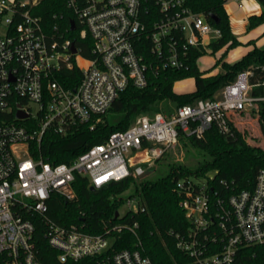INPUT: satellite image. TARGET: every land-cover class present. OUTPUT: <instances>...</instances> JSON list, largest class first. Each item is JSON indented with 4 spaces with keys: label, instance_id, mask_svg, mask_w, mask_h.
<instances>
[{
    "label": "built area",
    "instance_id": "obj_1",
    "mask_svg": "<svg viewBox=\"0 0 264 264\" xmlns=\"http://www.w3.org/2000/svg\"><path fill=\"white\" fill-rule=\"evenodd\" d=\"M42 1L0 0V264H40L32 244L35 214L60 262L104 254L97 264H152L139 241L136 248L107 253L116 234L134 232L135 223L104 224L103 234L60 226L46 215L50 196L74 199L75 174L94 190L140 178L180 134L200 139L214 126L232 136L234 115L255 114L264 146V95L251 94L264 82L251 84L252 71H241L212 99L178 106L170 116L141 113L70 164H51L32 154L48 131L66 136L78 126L92 129L127 87L144 88L151 74L165 69H186L189 51H207L220 31L192 12L187 0H63L75 18L68 21L69 37L61 14L52 15L54 23L36 14ZM236 1L225 0L224 8L238 6ZM71 68L78 69L79 81L64 86L57 77ZM17 111L27 117L17 119ZM220 185L194 178L176 184L189 223L184 235H175L176 247L193 264H234L241 247L264 246V168L251 190ZM137 202L121 198L127 211H117V218L136 212Z\"/></svg>",
    "mask_w": 264,
    "mask_h": 264
},
{
    "label": "trees",
    "instance_id": "obj_2",
    "mask_svg": "<svg viewBox=\"0 0 264 264\" xmlns=\"http://www.w3.org/2000/svg\"><path fill=\"white\" fill-rule=\"evenodd\" d=\"M224 1H186V6L192 12L203 14L207 22L220 31V37L210 42L208 50L212 53L221 49L225 51L212 67L220 63L227 51L241 45L232 33ZM256 1L260 13L247 17V31L264 25V0ZM35 12L51 23L55 22L53 14H61V28L66 30L69 37L74 36L68 31V21H75V18L66 10L63 0H44ZM210 15L217 18V23L210 20ZM206 53L193 48L189 51L186 69H165L157 75L151 74L144 88L127 87L92 129L87 125L78 126L66 136L48 131L39 149L32 151L33 156L39 155L51 164H70L91 146L103 143L110 133L127 129L141 113L155 109L157 113L170 116L178 106L194 104L199 99H212L217 91L233 82L241 71H252L251 84L264 82V47L253 46L235 62L220 63L221 70L214 75H208L209 70H200L197 66L199 58ZM79 78L80 73L76 68L62 70V76L57 77L64 86L78 83ZM187 79L193 81V90L176 93L174 86ZM251 94L264 95V86L254 87ZM262 114L260 112L259 119ZM232 131V136L222 135L212 126L200 139L180 134L179 146L187 154L191 150L198 156L196 164L191 168L165 156L168 161L161 163L158 168L150 169L155 171L164 168V173L156 179L129 176L91 191L86 178L75 174L72 182L75 198L66 200L58 194H52L47 201L46 215L60 226L81 227L82 231L90 234H103L104 224L110 227L119 223L128 226L135 223L137 227L134 232L123 230L116 234L113 247L107 253L136 248L139 241L141 253L152 264H193L192 258L176 247L175 235H184L189 229L179 205L182 194L176 186L177 182L188 178L207 179L208 183L216 187H220V182L224 181L232 191L251 190L258 170L264 168V147L249 143L234 127ZM209 174L212 179L208 178ZM128 190H131L130 196L137 197L138 210L117 218L115 213L121 204V195ZM31 219L34 224L32 244L40 264H97L105 256L100 254L78 261L60 262L58 252L48 245L44 237L45 225L40 216L35 214ZM234 264H264V246L241 247L236 253Z\"/></svg>",
    "mask_w": 264,
    "mask_h": 264
},
{
    "label": "rangeland",
    "instance_id": "obj_3",
    "mask_svg": "<svg viewBox=\"0 0 264 264\" xmlns=\"http://www.w3.org/2000/svg\"><path fill=\"white\" fill-rule=\"evenodd\" d=\"M243 0H237V4H241ZM255 2H257L255 0ZM260 13V12H259ZM232 33L235 35L238 42L241 43L240 46L229 50L225 53V55L221 58L220 63H233L236 60L240 59L248 50H250L253 46L258 48L264 47V25L257 27L254 30L247 31V19L243 24L238 23V21H230ZM244 26V27H243ZM252 42L251 44H248ZM257 42V46H256ZM225 49H221L217 52L212 53L211 51L207 50V53L200 57L197 61V66L200 70H209L208 75H214L221 70L220 63L212 67L216 60L221 57L224 53ZM193 90V81L191 79H187L182 81L181 83H177L174 86V91L176 93H185L190 92ZM219 91L216 92V95ZM156 110L152 109L150 113H155ZM236 130L241 132L245 139L254 145L264 147L263 140L260 135V131L258 128V122L255 116L252 113H244L240 115L237 123ZM165 156H170L172 161L180 162L186 164L193 168L194 164L198 159V156L194 154L193 151H189V154L185 152V149L180 147L179 144H176L173 148L168 150L163 157L160 158L158 162H154L152 168H158L161 163L168 161L165 159ZM164 168H160V170L150 171L151 173L144 177L146 180L156 179L159 175L164 173ZM131 193V190L124 192L121 195L122 199H126ZM134 203L130 205L132 208ZM127 211L126 205L124 203L120 204L118 208V212L120 215L124 214Z\"/></svg>",
    "mask_w": 264,
    "mask_h": 264
},
{
    "label": "crops",
    "instance_id": "obj_4",
    "mask_svg": "<svg viewBox=\"0 0 264 264\" xmlns=\"http://www.w3.org/2000/svg\"><path fill=\"white\" fill-rule=\"evenodd\" d=\"M243 1H244V4H248L251 8L253 7L252 5L255 4L257 6V9H256V7L255 8L253 7L254 10L252 12L251 11L248 12L247 11L248 7L243 8V5H244ZM243 1L238 6L237 5H235V6L231 5L230 7L225 8L226 13H227V15L229 17V22L231 20H233V21H238V23L243 24L249 15H252V14H256L257 15V14H259L260 7L257 4V2H255V0H246V1L243 0ZM230 26H231V24H230ZM256 46H257V42H256ZM239 117H240V115H234V116L231 117L235 127H237V123H238Z\"/></svg>",
    "mask_w": 264,
    "mask_h": 264
},
{
    "label": "water",
    "instance_id": "obj_5",
    "mask_svg": "<svg viewBox=\"0 0 264 264\" xmlns=\"http://www.w3.org/2000/svg\"><path fill=\"white\" fill-rule=\"evenodd\" d=\"M210 20L213 22V23H217V18L215 17V16H213V15H210ZM74 29V22H70V30H73ZM72 52H74V49L72 48ZM27 116L24 114V113H22L21 111H17V113H16V118L17 119H24V118H26ZM150 173V170L148 171V172H146V174H144L143 176H141L140 178H142V177H144V176H146V175H148ZM90 190L91 191H93L94 190V188L93 187H91L90 188ZM117 212L115 213V217H117Z\"/></svg>",
    "mask_w": 264,
    "mask_h": 264
},
{
    "label": "bare ground",
    "instance_id": "obj_6",
    "mask_svg": "<svg viewBox=\"0 0 264 264\" xmlns=\"http://www.w3.org/2000/svg\"><path fill=\"white\" fill-rule=\"evenodd\" d=\"M245 1H246V0H245ZM243 4H244V1H243ZM252 6H253L254 8L256 7V9H257V6H256L255 4H253ZM245 7H248V8H247V11H248V12H250V11L252 12V11L254 10L253 7L251 8L248 4H244V5H243V8H245Z\"/></svg>",
    "mask_w": 264,
    "mask_h": 264
}]
</instances>
